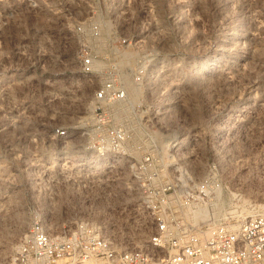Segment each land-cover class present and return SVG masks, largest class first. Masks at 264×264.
<instances>
[{
  "label": "built area",
  "instance_id": "2783aa9c",
  "mask_svg": "<svg viewBox=\"0 0 264 264\" xmlns=\"http://www.w3.org/2000/svg\"><path fill=\"white\" fill-rule=\"evenodd\" d=\"M25 3L59 37L20 39L9 66L43 72L44 105L75 117L18 134L46 210L57 201L60 213L35 217L0 264H264V203L243 219L227 210L241 190H264L263 172L253 186L223 126L176 123L156 55L139 53L145 40L112 28L108 0ZM5 25L0 12V51Z\"/></svg>",
  "mask_w": 264,
  "mask_h": 264
},
{
  "label": "rangeland",
  "instance_id": "374dc122",
  "mask_svg": "<svg viewBox=\"0 0 264 264\" xmlns=\"http://www.w3.org/2000/svg\"><path fill=\"white\" fill-rule=\"evenodd\" d=\"M11 1L0 0L6 16L0 51V261L13 254L35 217L46 213L56 221L60 213L57 201L46 210L45 180L27 173L28 146L17 144L18 134L30 124L75 117L62 119L44 105L43 72L9 66L20 39L36 40L43 31L59 37L46 26L48 15L39 6ZM109 19L120 34L145 40L139 52L144 58L156 55L154 73L173 91L176 123L223 126L225 137L240 150L242 174L257 187L260 172L264 175V0H108ZM71 49L68 43L59 52ZM31 53L37 56L36 50ZM10 141L13 152L7 149ZM241 193L231 200L229 212L264 203V190Z\"/></svg>",
  "mask_w": 264,
  "mask_h": 264
},
{
  "label": "bare ground",
  "instance_id": "6f19581e",
  "mask_svg": "<svg viewBox=\"0 0 264 264\" xmlns=\"http://www.w3.org/2000/svg\"><path fill=\"white\" fill-rule=\"evenodd\" d=\"M11 2H14V0H12ZM13 25V24H12ZM11 25V26H12ZM35 25H37V24H34V26ZM132 53V51L131 52H129L128 53V55H132L131 54ZM16 79H17V77H16ZM123 80H124V82H125V84H126V88H127V91H128V94H129V96L131 97L132 95H134V93H137V91H138V87L136 86V85H134V84H132L125 76H124V78H123ZM245 200V199H244ZM247 201V200H246ZM242 202V201H241ZM247 203H249V202H247ZM257 206H261V204L260 205H257ZM248 210V209H247ZM240 211H242V210H240ZM251 214V211H244V213H242V212H240L239 214H238V218L239 219H243L244 217H247V216H249ZM22 222L24 223V221L22 220ZM5 253H7V251H5L4 250V254Z\"/></svg>",
  "mask_w": 264,
  "mask_h": 264
}]
</instances>
